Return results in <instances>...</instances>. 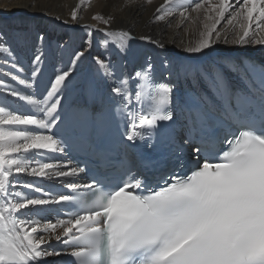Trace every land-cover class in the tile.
I'll list each match as a JSON object with an SVG mask.
<instances>
[{
    "label": "snow or ice",
    "instance_id": "6c2138e0",
    "mask_svg": "<svg viewBox=\"0 0 264 264\" xmlns=\"http://www.w3.org/2000/svg\"><path fill=\"white\" fill-rule=\"evenodd\" d=\"M152 2L123 0L122 7L139 11ZM82 6L83 0L71 11L72 21L78 22ZM171 7L181 9L179 15L185 18L189 7L203 11L210 21L201 38L184 49L190 54L208 49L214 34L220 37L221 21H240L233 43L253 42L247 39L253 20L260 21L264 32V0H194L191 6L164 0L153 19L165 21L173 15L167 11ZM92 19L106 26L95 29L106 37L116 34L107 31L113 17L96 14ZM118 34L122 39L115 47L125 51V41L133 37L128 31ZM141 39L164 48L151 37ZM254 42L264 44V38ZM86 43L91 45V39ZM87 52L73 51L62 67L53 64L41 106L8 81L33 87L44 74L45 52L33 55L30 76L25 77L23 65L0 34V95L18 99L23 107L21 111L0 103V264H48L47 257L63 255L69 256L68 264H264V65L230 63L228 71L235 79H229L218 66L206 70L166 57L160 62L165 81H159L151 61L129 75L110 58L95 57L96 74L107 84L106 93L95 85L89 89L99 108L65 106L66 90ZM181 79L192 87H177ZM132 80L150 82L153 104L132 105L126 87ZM135 99H141L139 90ZM117 118L123 131L106 138ZM54 127L57 132L44 134ZM177 127L186 135L181 139L189 146L187 158L182 146L172 147ZM141 143L167 147L169 154L158 167L145 160L143 170L120 161L117 177L100 171L88 183L78 182L83 168L37 159L45 152L64 153L67 145L101 166L116 167L114 151L127 153ZM189 161L195 167L184 175L170 171ZM21 175L58 181L65 190L22 182ZM25 188L41 195H27ZM53 212L57 218L42 225L36 218Z\"/></svg>",
    "mask_w": 264,
    "mask_h": 264
},
{
    "label": "bare ground",
    "instance_id": "6f19581e",
    "mask_svg": "<svg viewBox=\"0 0 264 264\" xmlns=\"http://www.w3.org/2000/svg\"><path fill=\"white\" fill-rule=\"evenodd\" d=\"M193 2L194 0H174V4L183 3L185 6H191ZM80 3L81 0H0V11L7 12L6 15H11L9 21L0 20V34L4 37V44L15 52L19 63L23 65L25 69L23 75L25 77L30 76L32 67L30 61L38 50L42 49L46 54L44 74L35 80L33 87L25 88L10 80L8 81L9 87H15L17 91L31 94L34 99L41 102V106L47 94L53 64H56L57 67L68 64L72 52L82 48H88V52L83 62L79 63L78 69L74 72L72 83L66 90V99L62 100V104L65 106L80 104L88 107L99 106L98 99L89 92L90 87L93 85L97 87L100 93L107 90L106 82L102 81L96 74L97 65L94 58L98 56L102 59L110 58L125 73L131 75L139 53L141 54L144 49H148L153 60L158 64L159 72L164 79L166 73L162 71L160 62L166 57H170L180 64H191L206 70L218 66L224 70L229 79H235L233 74L228 71V66L230 63H239L234 59V55L238 53L239 48H251L252 52L258 56L259 61L264 64V44L254 42L255 39L264 38V32L258 27L260 24L258 20H253L247 38L253 42L246 44L233 43L236 39L233 32H239L240 21H234L233 25H228L225 20L217 26L218 31L221 33L220 37L217 38L214 34L208 49H205L202 53L190 54L185 52L184 49L196 43L201 38L200 33L204 30V24L210 23L205 18L203 11L192 12L189 7V12L186 14L187 18H185L179 15L181 9L171 7L167 11L172 12L173 15L168 16L165 21H156L153 19L155 10L164 3V0H153L152 4L139 11L135 8L122 7L123 0H83V6L79 7L78 10V22H74L71 20V11L78 8ZM212 3H218V0H212ZM96 14L113 17V23L107 27V31L116 33L115 35L106 37L105 32L95 30L97 27L101 29L106 27L92 19ZM256 15V13H253L254 17ZM19 23L25 27V30L21 27L15 28V25ZM42 29L45 31L44 34L39 31ZM121 30L130 32L133 37V39L125 41L127 45L125 51H120L115 47L116 44L121 42L122 38L118 34ZM89 32L92 33L91 37L88 35ZM60 35L66 37L65 41L58 38ZM40 36L44 37L43 41L39 39ZM142 36H148L153 41L163 43L164 48L158 47L157 43L142 40ZM89 39L92 41L91 45L86 43ZM105 40L112 46H105ZM95 53H98V55L96 56ZM2 63L3 61L0 60V64ZM0 71H3V68H0ZM4 79H7V77H4ZM185 82L192 85L190 81L181 79L177 83V87L181 89L182 84ZM126 87L129 89V95L132 96V105L140 107L142 105L141 99L139 101L135 99V92L139 90L137 82L132 80ZM2 91L4 90L0 89V92ZM0 103L23 111L22 102L16 98L0 95ZM33 111L39 118H43L42 113L38 110L33 108ZM49 132L50 130L44 132V134H49ZM175 136L177 142L185 146L181 139L182 137L186 138L184 131L177 127ZM136 148L137 146L128 150L134 169H138ZM37 159L44 162H59L72 167L64 159L62 153L45 152L38 155ZM80 177L81 175L78 179H81ZM18 179L22 182L31 181L41 184L45 188H50L48 187L49 183L62 185L58 181L44 180L42 182L40 178L31 176L21 175ZM22 190L27 195L37 197L41 195L26 188ZM54 207L59 208L58 206ZM36 218L40 220L42 225L47 219L55 220L57 216L53 212ZM61 218H64L63 211L61 212ZM41 234L44 233L41 232ZM53 244L60 249H64L65 252L70 251V249H65L63 245H57L55 241H53ZM61 258L62 256H53L46 259L48 264H65Z\"/></svg>",
    "mask_w": 264,
    "mask_h": 264
},
{
    "label": "rangeland",
    "instance_id": "374dc122",
    "mask_svg": "<svg viewBox=\"0 0 264 264\" xmlns=\"http://www.w3.org/2000/svg\"><path fill=\"white\" fill-rule=\"evenodd\" d=\"M7 14V12H4V11H0V20H5V21H9V20H11V15H6ZM19 27H21V28H25V27H23V25L22 24H16L15 25V28H19ZM25 30V29H24ZM40 32H41V34H44V29H42V30H39ZM58 38H60V40L61 41H65V39H66V37L64 36V35H60V36H58ZM145 50H147L148 51V49H144L143 51H145ZM142 52V51H141ZM237 54H235L234 55V59H235V61L236 62H238L239 60H238V58H237V55L238 54H240V55H245L246 57H249V58H252V59H257L258 61H259V58H258V56L254 53V52H252V49L251 48H244V49H242V48H239V50H237ZM140 54V53H139ZM95 55L97 56L98 55V53H95ZM98 57H100V56H98ZM182 86L183 87H192V85H190V84H188L187 82H185L184 84H182ZM181 86V87H182ZM36 181V180H35ZM53 184V183H52Z\"/></svg>",
    "mask_w": 264,
    "mask_h": 264
},
{
    "label": "water",
    "instance_id": "95a60500",
    "mask_svg": "<svg viewBox=\"0 0 264 264\" xmlns=\"http://www.w3.org/2000/svg\"><path fill=\"white\" fill-rule=\"evenodd\" d=\"M240 56H243V57H244L245 55H240V54H238V55H237V58L240 57ZM245 57H246V56H245Z\"/></svg>",
    "mask_w": 264,
    "mask_h": 264
}]
</instances>
